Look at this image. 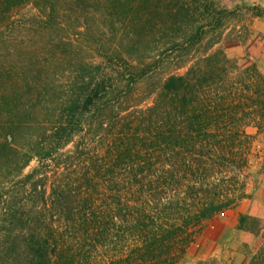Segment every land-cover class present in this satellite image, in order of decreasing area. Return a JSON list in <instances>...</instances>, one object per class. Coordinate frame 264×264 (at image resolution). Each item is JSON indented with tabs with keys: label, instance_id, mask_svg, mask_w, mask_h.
<instances>
[{
	"label": "rangeland",
	"instance_id": "374dc122",
	"mask_svg": "<svg viewBox=\"0 0 264 264\" xmlns=\"http://www.w3.org/2000/svg\"><path fill=\"white\" fill-rule=\"evenodd\" d=\"M15 1L0 0V96L8 103L0 107V144L16 129V141L0 151V264H34L33 235L51 244L55 236L63 246L60 204L82 201L73 181L86 172L99 177L90 182L87 238L71 243L85 246L74 262L140 256L129 248L141 238L123 221L137 191L101 176L128 169L117 162L108 169L128 139L141 156L129 166L142 169L132 183L147 192L143 176L167 168L142 140L155 98L169 76L203 73L213 91L224 85L234 93L244 84L249 143L241 141L217 175L231 205L200 222L172 256L156 252L131 263L247 264L264 240V0ZM60 176L72 182L60 188Z\"/></svg>",
	"mask_w": 264,
	"mask_h": 264
},
{
	"label": "trees",
	"instance_id": "16d2710c",
	"mask_svg": "<svg viewBox=\"0 0 264 264\" xmlns=\"http://www.w3.org/2000/svg\"><path fill=\"white\" fill-rule=\"evenodd\" d=\"M16 1L13 3H17ZM34 2L37 3L36 0ZM50 8H54V4L51 3ZM209 80L212 81L206 78L204 73L191 77L172 75L166 79L157 94L155 105L150 110L153 122L146 128L149 138L145 137L142 140H149L148 148L155 155L154 159L167 165V168L152 171V177L143 176L151 181L146 193V187L135 188L132 183L142 174V169L137 171L129 169V166L132 167V162L140 160L141 156L138 155V151H134L133 141L128 139L124 143L123 151H117L108 167L111 169L117 162V168L124 166V169L125 167L128 169L121 176L116 174L119 171L101 176L100 180L103 183L121 180V183L128 184L127 188L132 190L134 195V191H137L135 206L128 205V212L125 213L123 221L132 223L131 226H125L131 229L127 233L141 238L137 245L129 248L130 253L141 251V254L140 256L126 254L120 258L118 264H132L131 261L134 259L144 262L145 256L156 252L167 257L172 256L173 246L175 250L177 248L182 250L200 222L231 205V200L225 199L228 193L227 183L217 175L221 173L222 167H226L225 157H234L241 141L249 143L250 137L245 132V122L242 120L247 113L241 89L244 88V84L239 82L238 88L234 90V93L237 92V100L231 103V94H234L231 86L221 85L213 91V85L207 84ZM209 91H213L211 96L207 93ZM5 99L7 97L4 94L0 96V107L8 104ZM73 107L68 108L69 112ZM15 133L16 129L8 130L7 136L0 144V151L3 152L16 141ZM97 177L98 174L86 172L81 176L82 181L79 177L76 178L73 182L78 184H74L73 197H82V201H74L71 207L70 201H65V207L60 204L59 212L63 215L60 219L64 223V229L60 232L64 240L63 246L60 245L58 248L55 245V236H50L54 242L52 244L45 238L46 236L42 238L31 236L32 244L36 246L34 264H73L75 255H80V249L85 246L82 243L79 246L71 243L76 240L84 242L87 238L85 230L90 226V222L87 224L85 209L88 200L93 196L94 186L90 182L97 181ZM69 182L72 181H62L60 176L54 183L61 188ZM56 190L58 188L53 185L51 191ZM159 191L161 194H158ZM60 201L59 199L56 203ZM71 208L74 214H71ZM93 221L95 223L97 219L94 218ZM102 225L100 229L108 227L107 223ZM95 228L100 230L98 224ZM57 248L59 250L56 252ZM49 258L52 263L49 262ZM247 264H264V240Z\"/></svg>",
	"mask_w": 264,
	"mask_h": 264
}]
</instances>
